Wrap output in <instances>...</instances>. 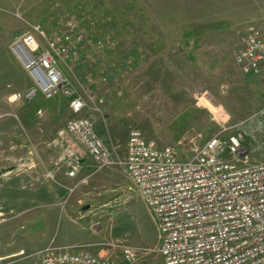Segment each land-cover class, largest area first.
I'll return each instance as SVG.
<instances>
[{
    "label": "rangeland",
    "instance_id": "374dc122",
    "mask_svg": "<svg viewBox=\"0 0 264 264\" xmlns=\"http://www.w3.org/2000/svg\"><path fill=\"white\" fill-rule=\"evenodd\" d=\"M37 23L68 49L59 63L86 102L80 112L62 92L25 98L33 84L11 44ZM250 27L264 33V0H0V171L20 164L44 171L47 151L59 166L61 151L49 143L74 117L95 119L114 158H124L131 128L157 147L171 146L179 159L225 129L243 136L241 165L264 161V72L243 74L234 59ZM90 171L101 174L68 176L58 203L56 196L33 200L17 222L0 224H13L4 247L15 249L3 262L42 264L39 252L59 245L55 238L103 249L101 257L120 258L128 244L138 248L135 264H163L154 219L121 166ZM85 204L93 209L81 217Z\"/></svg>",
    "mask_w": 264,
    "mask_h": 264
},
{
    "label": "built area",
    "instance_id": "2783aa9c",
    "mask_svg": "<svg viewBox=\"0 0 264 264\" xmlns=\"http://www.w3.org/2000/svg\"><path fill=\"white\" fill-rule=\"evenodd\" d=\"M46 33L33 24L11 44L33 84L25 98L39 92L51 99L62 92L70 109L80 112L86 102L67 83L59 63L68 57V49ZM234 59L245 74L263 73L264 33L250 27ZM92 99L97 106L102 103L96 94ZM224 130L190 157L179 159L171 146L157 147L141 130L131 128L120 159L97 134L93 117H74L49 146L61 151L57 162L67 176H75L87 160L94 170L121 166L154 219L164 264H264V161L241 165L248 156L243 136ZM76 248L48 244L39 252L42 264H135L138 259V248L128 244L121 246L120 258ZM0 264L7 263L0 259Z\"/></svg>",
    "mask_w": 264,
    "mask_h": 264
},
{
    "label": "crops",
    "instance_id": "0c3cea01",
    "mask_svg": "<svg viewBox=\"0 0 264 264\" xmlns=\"http://www.w3.org/2000/svg\"><path fill=\"white\" fill-rule=\"evenodd\" d=\"M192 48H187L183 50H191ZM95 130H96V122H95ZM97 132V130H96ZM103 138L104 136H100ZM104 139V138H103ZM49 157V166H44V171L36 168L35 165H22L20 164L19 168L12 167L13 169H9L6 171H1L0 175V224L2 222L14 223L17 222L19 218L18 215L21 212H24V208L26 205L29 206L30 203L36 201V203H52L53 197H57L60 195L65 186L63 185L69 178L66 174V168L62 165L54 166L50 163V161L55 157L52 153L47 151ZM51 157V158H50ZM54 160V159H53ZM90 168V169H89ZM38 169V170H37ZM93 169L92 162L87 160L85 162L83 170L78 172L77 176H81L80 178H86L90 175V170ZM10 171H12L10 173ZM39 171H41L39 173ZM52 172L53 176L51 178L48 177V173ZM10 173V174H9ZM96 173V172H95ZM93 173L89 177L95 176L98 178L101 173ZM99 180H101L99 178ZM28 183L29 186H25ZM53 188V189H52ZM57 188H61L62 190L59 193L56 191ZM61 198H58L54 201L55 204L60 201ZM34 200V201H33ZM101 207H105L103 209L104 212H109L111 210L110 201L107 200L103 202ZM86 209V210H85ZM92 207L88 204H85L80 208L81 217L84 216V213H91ZM65 210V209H64ZM68 215V213L66 212ZM28 219H23V223L26 227L28 226ZM19 221V220H18ZM25 222V223H24ZM19 225V224H18ZM13 228V224L4 225L0 227V257L2 258L5 253L13 252L15 249H6L4 246L6 245L7 238L10 237L9 231ZM12 235V234H11ZM51 236V235H50ZM50 238V237H49ZM53 238L48 239V242ZM55 243L59 245H76V250H88L92 254H97L98 252H104L103 249H98L96 247L86 246L87 248H81L78 242H67L66 240L58 241L57 239H53ZM45 241L44 245L48 243ZM79 245V247H78ZM99 253V254H100Z\"/></svg>",
    "mask_w": 264,
    "mask_h": 264
},
{
    "label": "trees",
    "instance_id": "16d2710c",
    "mask_svg": "<svg viewBox=\"0 0 264 264\" xmlns=\"http://www.w3.org/2000/svg\"><path fill=\"white\" fill-rule=\"evenodd\" d=\"M188 48H192V47H188ZM115 78V76H113V79ZM41 97V96H40ZM163 264H164V262H163Z\"/></svg>",
    "mask_w": 264,
    "mask_h": 264
},
{
    "label": "bare ground",
    "instance_id": "6f19581e",
    "mask_svg": "<svg viewBox=\"0 0 264 264\" xmlns=\"http://www.w3.org/2000/svg\"><path fill=\"white\" fill-rule=\"evenodd\" d=\"M242 73H243V72H242ZM243 74H245V73H243ZM248 75H249V74H248ZM77 174H78V173H77ZM77 174H76V175H77Z\"/></svg>",
    "mask_w": 264,
    "mask_h": 264
},
{
    "label": "water",
    "instance_id": "95a60500",
    "mask_svg": "<svg viewBox=\"0 0 264 264\" xmlns=\"http://www.w3.org/2000/svg\"><path fill=\"white\" fill-rule=\"evenodd\" d=\"M2 174V172L0 171V175Z\"/></svg>",
    "mask_w": 264,
    "mask_h": 264
}]
</instances>
